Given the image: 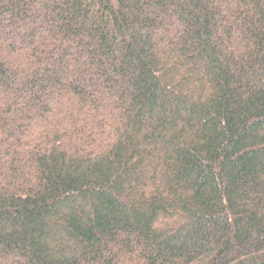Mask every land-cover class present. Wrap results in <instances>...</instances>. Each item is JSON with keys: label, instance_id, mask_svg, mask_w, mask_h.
I'll return each instance as SVG.
<instances>
[{"label": "trees", "instance_id": "trees-1", "mask_svg": "<svg viewBox=\"0 0 264 264\" xmlns=\"http://www.w3.org/2000/svg\"><path fill=\"white\" fill-rule=\"evenodd\" d=\"M0 264H264V0H0Z\"/></svg>", "mask_w": 264, "mask_h": 264}]
</instances>
